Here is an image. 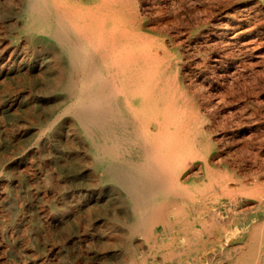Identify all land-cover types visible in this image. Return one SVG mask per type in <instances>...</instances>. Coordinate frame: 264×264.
<instances>
[{
	"label": "bare ground",
	"instance_id": "6f19581e",
	"mask_svg": "<svg viewBox=\"0 0 264 264\" xmlns=\"http://www.w3.org/2000/svg\"><path fill=\"white\" fill-rule=\"evenodd\" d=\"M181 1L18 0L0 32V115L34 112L49 145L46 238L98 246L111 264H264L258 163L219 150L212 116L216 78L264 65V0H209L203 17Z\"/></svg>",
	"mask_w": 264,
	"mask_h": 264
},
{
	"label": "rangeland",
	"instance_id": "374dc122",
	"mask_svg": "<svg viewBox=\"0 0 264 264\" xmlns=\"http://www.w3.org/2000/svg\"><path fill=\"white\" fill-rule=\"evenodd\" d=\"M11 1L0 3V32L3 30L7 31L10 28L6 18V11H16L15 3L18 0ZM177 1L179 2L180 0ZM187 2H189L188 5L186 4ZM181 4L186 8H193V6L196 7L195 5H197L196 8L201 11L202 17L206 16L203 14L202 9L210 6L209 0H182ZM241 4L238 3L232 5V7L235 9ZM260 9H263V11H261V14L259 12V19L264 17L263 3H260L255 8L257 12ZM200 42L202 50L206 51L205 54L211 52L206 38H201ZM262 52H264V49ZM249 66L235 74L233 79L222 75L216 78L217 83H221H219L220 93L217 97L225 96V100H222L221 105L217 107L219 110L216 109L212 116H215V120L220 123L223 122V126L216 131V134L219 137L225 135L226 141H229L228 144L225 142L218 143V147L220 146L219 150L223 149L230 159L244 156L247 159L249 158L248 161L250 162L256 161L259 165H254L253 168L260 172L258 174L261 175V179L264 181V65L261 63L260 65ZM207 72L211 74L210 69ZM237 77L240 78L238 79ZM233 100H235V103ZM236 107L243 110L240 111ZM255 109H259V111L255 112L256 115H252ZM239 113L241 116L237 115ZM207 118L211 119V116ZM257 118H260L258 119L259 121H253ZM28 119L25 121L20 117L15 122L7 114L0 115V192H3V197L7 199L6 202L0 204V264H111L115 258L103 253L100 254L97 249L99 248L98 246L81 252L70 238L62 241L56 237L48 236L46 238L44 236L46 218L56 213L59 193L51 184L56 180V175L53 173L54 166L50 162V157L44 156L49 145L44 148L43 152V145L41 144L43 136H40V127L37 124L39 119L34 112L30 113ZM245 120L248 123L252 121V133L247 132L244 134L243 132L240 133L238 129L236 130L241 122V126H239L246 127L244 124ZM234 142L236 143L234 144ZM62 145L65 146L66 142L64 141ZM242 149L245 152L241 153ZM57 150L60 151L61 149H54V151ZM260 161L262 162L260 163ZM220 187L219 183L214 185V188L220 189ZM42 190L46 191L45 196ZM256 198L253 195L249 203L255 202ZM225 201L227 202V197ZM249 203L244 207L232 206V210L235 213H240L245 208H248ZM35 237H37V240Z\"/></svg>",
	"mask_w": 264,
	"mask_h": 264
}]
</instances>
